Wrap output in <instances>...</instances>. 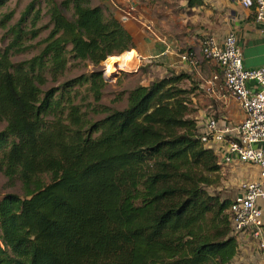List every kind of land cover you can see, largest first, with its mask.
<instances>
[{
	"label": "trees",
	"instance_id": "16d2710c",
	"mask_svg": "<svg viewBox=\"0 0 264 264\" xmlns=\"http://www.w3.org/2000/svg\"><path fill=\"white\" fill-rule=\"evenodd\" d=\"M34 3L0 46V172L25 189L0 191V264H231L241 233L215 188L220 154L191 115L195 79L171 72L129 90L124 108L102 104L97 67L136 48L131 31L93 0H48L42 49L15 61L37 47L24 45L39 34L40 11L23 25ZM81 63L97 69L48 86Z\"/></svg>",
	"mask_w": 264,
	"mask_h": 264
},
{
	"label": "crops",
	"instance_id": "0c3cea01",
	"mask_svg": "<svg viewBox=\"0 0 264 264\" xmlns=\"http://www.w3.org/2000/svg\"><path fill=\"white\" fill-rule=\"evenodd\" d=\"M122 1H125L127 9L131 7L137 9L139 23L131 21L125 26L133 34L135 49L142 56H160L165 66L175 69L182 65L181 68L184 69L185 66L190 65L180 59L182 52L188 51L202 58L201 41L205 36H214L222 42L229 33L233 32L237 35L242 48L245 68L256 69L264 66V22L257 21L255 9L243 6L240 0H203V4L192 5L189 4V0H155L152 3L150 0ZM101 3L109 9L110 3L115 5L113 0H102ZM150 28L152 33L149 31ZM165 48H168L169 54L162 53L161 50ZM126 57L127 55L125 59ZM206 62L202 68L203 74L210 77V80L216 76L219 78L221 72L218 66L212 62ZM210 64L216 66L217 70L210 69ZM217 83H220V79ZM248 85L252 88L258 87L254 82H249ZM186 86H190L189 80ZM212 96L216 102L211 101L208 107H212L213 114H218L221 123L225 121L238 123L245 118V113L236 100L222 94ZM192 100L194 106L195 97H192ZM221 170L226 172L229 182L237 184L236 196L240 192L242 181L257 180L260 177L258 165L240 160L232 163L223 162ZM260 205L264 206V202ZM240 236L241 256L246 259L255 256L262 258L257 241L250 235L241 234Z\"/></svg>",
	"mask_w": 264,
	"mask_h": 264
},
{
	"label": "built area",
	"instance_id": "2783aa9c",
	"mask_svg": "<svg viewBox=\"0 0 264 264\" xmlns=\"http://www.w3.org/2000/svg\"><path fill=\"white\" fill-rule=\"evenodd\" d=\"M240 2L247 8H254L256 20L264 22V0ZM201 52L203 58L216 64L221 72L219 78L216 76L207 82L206 92L236 100L245 113V118L238 123H221L214 116H205L201 140L214 148L224 163L240 160L261 168L259 179L240 183L241 191L230 211L235 231L254 238L264 260V206L260 205L264 202V66L245 68L242 48L233 32L222 42L214 36H205L201 41ZM180 59L192 67L198 66V59L188 51L182 53ZM219 79L220 83H217ZM249 82L258 87L252 88Z\"/></svg>",
	"mask_w": 264,
	"mask_h": 264
},
{
	"label": "rangeland",
	"instance_id": "374dc122",
	"mask_svg": "<svg viewBox=\"0 0 264 264\" xmlns=\"http://www.w3.org/2000/svg\"><path fill=\"white\" fill-rule=\"evenodd\" d=\"M57 2H61L63 0H56ZM32 2L34 3V7L26 14L25 21L23 25L27 28L32 27V22L36 18V14L40 11V19L36 23V29H39V34L34 39L25 40L24 45L36 44L37 47L30 48L26 51L17 53L13 56V60L19 61L28 59L40 52L43 45H38L39 41L43 38L47 37L51 31L52 24L50 21V15L47 13V2L48 0H9L7 4L0 8L1 13H9L13 12V16L11 21L8 23L6 27H3L0 24V46H5L10 42V36L7 35L8 26L15 24L18 20L26 13V10L29 9V6ZM102 0H93L94 4H103ZM115 5H111L110 3V11L117 16V18L121 19L124 25H129L131 21H135L139 23V21L134 20L131 16H127L125 12H129L132 15L137 14L136 8H128L125 6V1L122 0H113ZM106 3V2H105ZM109 8V7H108ZM68 16H70V11L66 12ZM151 25V24H149ZM31 35H29L30 38ZM168 48L162 49V53H165ZM186 50V49H183ZM127 55L126 59L125 56ZM121 58L109 59L104 61L99 67L103 73L104 77L108 81V85L104 88V95L101 99V103L109 106H113L115 108H124L127 104V96L128 91L139 86V85H148L153 80L168 76L171 72H187L189 73L196 81L195 84L200 86L197 93L193 96L196 101L194 106L192 107V116L199 121V125L202 126L201 122H204L205 116L213 114L210 105L211 101L216 102L215 98L206 92L207 82L211 79L203 74L202 68H204L207 63L205 59L202 57H197V55L193 54L194 57L198 59V66L196 68L185 66V68H181L178 66L177 68L167 67L163 64L160 56H142L135 49L131 50L129 54H126ZM154 57V58H153ZM125 60L129 63H125ZM114 62V63H113ZM116 62V63H115ZM76 61L74 62V64ZM183 67V66H182ZM210 69L217 70L216 66L209 65ZM91 63L85 65L81 63L80 65H70V69L62 76L57 83H48L50 85H58L59 83L73 78L83 72H89L97 69ZM188 80H185L181 86H186ZM216 104V103H215ZM102 115H99L100 117ZM6 123H0V131L4 129ZM261 172V168L259 167ZM215 179L217 180V184L215 185L216 191L220 194L221 197H230L235 199L237 192V184H233L229 182L227 178V174L224 170H221L218 174H214ZM248 181V180H245ZM0 191L2 194L7 193H16L20 196L25 195V189L21 181L16 180L14 183H9L8 178L0 172ZM241 191V189H239ZM231 264H264V260L260 258V256H255L253 258H248L241 256V254L231 263Z\"/></svg>",
	"mask_w": 264,
	"mask_h": 264
},
{
	"label": "bare ground",
	"instance_id": "6f19581e",
	"mask_svg": "<svg viewBox=\"0 0 264 264\" xmlns=\"http://www.w3.org/2000/svg\"><path fill=\"white\" fill-rule=\"evenodd\" d=\"M149 30L152 32V29H151V28H150ZM113 60H114V59H113ZM113 63H114V62H113ZM115 63H116V62H115Z\"/></svg>",
	"mask_w": 264,
	"mask_h": 264
}]
</instances>
